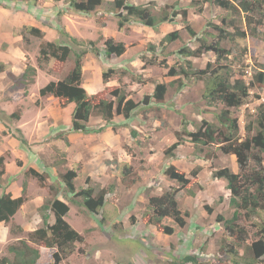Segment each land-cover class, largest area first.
<instances>
[{"label": "rangeland", "instance_id": "374dc122", "mask_svg": "<svg viewBox=\"0 0 264 264\" xmlns=\"http://www.w3.org/2000/svg\"><path fill=\"white\" fill-rule=\"evenodd\" d=\"M18 1L0 0V6L12 8ZM137 1L139 4L152 1L156 10L172 6L179 14L173 22L162 23L156 28L139 21L120 27L110 1L106 0L92 12L82 11L84 15L78 28L85 36L78 39L86 44L73 42L62 33L66 29L54 23V32L47 38L66 42L73 51L67 61L51 59L43 67L38 65L37 56L41 44L47 41L46 36L40 38L29 34L25 27L12 34L6 32L11 28L10 21L0 7V156L4 157L6 170L0 195L4 191L22 195L24 183L27 185L26 205L10 222H0V258L8 254L9 244L27 238L30 231L42 226L40 206L55 196L68 203L70 209L66 219L84 237L83 242L76 244V251L59 264H172L186 254H197L199 264H232L233 260H243L246 251L255 252L247 250V246L264 242V209L250 218L241 211L239 223L248 232L246 245H239L227 233L224 221L218 220L220 215L231 218L236 207L230 202L227 181L215 177L214 171L228 166L239 172L236 155L224 153L220 149L223 142L195 143L188 134L197 131L205 121L213 123L218 131L226 132L227 127L219 120L224 109H229L231 118L238 119L241 140L247 136L246 125L249 122L255 125L259 108L264 103V82L255 78L259 72L264 73V0H247L252 4L249 11L236 1L229 9L206 0ZM167 10L171 12L173 8ZM184 10H187V17L183 16ZM3 25L7 27L5 31ZM188 26L198 37L189 33ZM219 28L226 33L222 40ZM175 30H179V37L161 45L164 36ZM18 32H25L29 40L18 41ZM108 37L123 41L126 51L129 47L128 53L106 57L104 42ZM201 37L207 45L220 38L224 51L218 56L214 50L201 47ZM89 40L95 42L98 54L87 43ZM151 44L155 49H150ZM185 47H201L203 51L198 56L186 57L180 52ZM81 49H87L83 59V86L90 94L112 98L111 91L124 85L139 106L129 118L115 115L113 124L105 122L97 113L92 114L88 127L94 131L82 132L90 141L85 145L81 138L74 136L70 152H65L64 140L66 130L72 126L74 104L62 107L58 98L41 95L40 88L51 80L63 78L73 65L75 52ZM132 51L136 53L132 55ZM188 59L192 60L193 69H204L210 64L212 75L216 72L231 80L242 77L249 86V95L243 104L236 107H227L223 103L209 105L203 97V77L167 74L171 66L186 67ZM27 64L37 68L34 82L28 88L21 77ZM111 68L114 73L106 83L102 74ZM158 82L169 83L165 101L158 103L152 97L149 104H144L143 98L153 96ZM181 82L184 86L179 90ZM18 110H21L19 119L11 116ZM44 116L49 124L42 122ZM21 124L28 137L19 127ZM108 125L112 128H107ZM19 128L28 140L25 146L19 140ZM254 133L255 130L251 132ZM101 134L105 138L101 141L108 142L111 152L102 148ZM29 138H36L35 143L31 144ZM177 141L180 143L172 151L175 156L167 155L166 150ZM169 164L187 173L190 183L186 187L166 175ZM31 168L42 173L45 180L41 182L30 172ZM125 168H130L129 173ZM68 169L78 170L77 191L87 185L95 189V194L102 188H109L106 202L98 213L90 212L83 205L82 196L68 192L60 177ZM193 171H197L196 176L192 175ZM88 176L90 181L86 184ZM177 188L186 225L179 226L173 218L166 217L161 226L174 227V232L168 234L161 230L163 227L146 223L143 217L153 215L149 204L151 196ZM13 224L20 225L23 231L12 232ZM224 244H233L239 254L226 253L222 249ZM34 246L41 252L38 264H55L53 253L56 248L43 244ZM260 263L264 264V257Z\"/></svg>", "mask_w": 264, "mask_h": 264}, {"label": "trees", "instance_id": "16d2710c", "mask_svg": "<svg viewBox=\"0 0 264 264\" xmlns=\"http://www.w3.org/2000/svg\"><path fill=\"white\" fill-rule=\"evenodd\" d=\"M210 3L217 4L222 8L233 7V1L238 2L242 7L249 11L252 4L247 0H206ZM106 0H72L71 4L79 11L92 12L99 6L104 5ZM112 11L114 15L118 17V23L120 27L128 24L132 21H139L146 26L153 28L166 22H173L175 17L179 14L172 6H164L160 10H156L153 6V2L150 1L145 4H135L128 0H111ZM167 8H173L170 12ZM183 16L187 17V10L183 11ZM218 28V27H217ZM220 29L219 37L224 38L226 36L225 30ZM25 32L35 35L37 37H43L44 32L36 26H27L24 28ZM188 31L191 35L198 37L197 32L188 26ZM23 33L24 38L29 40L26 33ZM66 33L70 39L78 44H84L85 41H80L78 38ZM179 37V30H175L167 33L161 40V45L167 41H173ZM203 41L202 46H205L207 50H214L218 56L224 51L221 45V40H216L213 43L206 44L205 38L201 37L199 40ZM92 45V50L99 53V49L95 46L93 40L87 41ZM86 44V43H85ZM105 56L113 57L120 56L126 51V44L123 41H116L113 37L105 39ZM94 47V48H93ZM191 49L182 48L180 52L186 57L198 56L203 50L202 48ZM150 49H155L153 44L150 45ZM73 48L70 44H63L55 41H45L41 44L39 54L37 56V63L40 67H43L45 63L51 59H57L60 61H67ZM87 49H81L75 52L74 62L65 76L58 80H51L46 85L40 88L41 95H52L58 98L62 107H66L70 104H74L72 112V129L76 132L89 133L94 131L88 127V122L92 114L97 113L108 124H113V118L115 115H122L125 118L131 117L133 111L139 106V102L131 97L127 91V88L122 85L111 91L112 98L99 97L97 94H90L83 86V59ZM208 66L204 69H193L192 60L188 59L186 67H180V69L171 66L167 74L170 76H194L203 77L205 80V91L203 97L207 100L209 105L217 103H223L227 107H236L243 104L246 97L249 95V86L242 77H235L231 80L229 77H225L221 74L212 75V70L209 71ZM4 66L2 64L1 69ZM192 68V69H189ZM192 71V72H189ZM114 73V69L111 68L104 71L102 78L104 82L110 81ZM208 73V74H207ZM37 74V68L31 64H27L21 77L26 88L34 82V76ZM207 75V77H204ZM256 80L260 83L264 82V73L259 72L255 76ZM181 79V78H178ZM174 83V82H173ZM170 84H172L170 82ZM167 82H158L155 85L153 96L146 95L143 98L144 104H149L152 97L158 103H163L168 92ZM184 84L181 82L178 89L181 90ZM11 116L19 119L21 117V110L15 111ZM219 120L227 127L226 132L218 131L213 123L203 122V125L198 128L197 131L188 132L192 137V141L195 143L210 144L217 141L223 142L220 149L224 153H232L236 155V159L240 168L239 172H235L228 166L219 168L214 171V175L217 178H224L227 181V187L231 191L230 202L236 207L231 218H224L218 216V220L224 221V227L227 233L234 237L239 245H246L248 241V232L244 226L239 223L241 217V211H244L243 215L247 218L258 214L260 209H264V103L259 108V113L255 125L249 122L245 129L247 136L241 140L239 137V124L237 118H231V112L229 109H224ZM255 130L254 134L251 132ZM20 136L19 140L22 145H27L28 140L24 136L22 130L18 129ZM135 136V132H133ZM66 142L68 140L66 139ZM179 141L173 143L167 150L166 154L174 157L172 154L173 149L179 145ZM130 168H125V172L129 173ZM4 157L0 156V186L5 174ZM30 172L39 178L41 182L45 180L42 173L38 172L34 168L30 169ZM166 175L174 181H177L181 187H186L190 183V178L187 173L174 164H169L165 169ZM197 171H193L192 175L196 176ZM78 176L76 169H68L66 172L60 174V177L69 193L83 197V205L92 213H98L106 202V195L109 192V188H102L97 194L95 189L91 186L81 188L79 191L75 187V179ZM90 181V177L86 178V184ZM26 183L23 185L22 195L14 197L12 192L4 191L0 195V222H10L14 215L18 212L20 207L26 202L25 196ZM177 189L167 190L159 195H153L149 198V204L153 208V215L143 217L146 223H152L153 225L161 228L165 233L172 234L174 227L169 225L161 226L164 218L171 217L179 226L186 225L185 215L179 207V201L177 198ZM69 205L67 202L59 197H53L48 199L40 206L42 226L28 233L27 238H19L18 241L8 245V254L0 258V264H38L41 257V252L34 244H43L48 248H56L53 253V260L55 264H59L62 260L67 259L76 250V244L84 241L83 235L76 230L66 219V215L69 212ZM209 209V208H208ZM212 210V209H209ZM12 232L23 231L20 225H12ZM222 249L227 253L234 255L239 254L238 250L233 244H224ZM247 250H253L255 252L247 253L243 257V260H233L232 264H261L264 257V242L258 241L253 246H247ZM200 259L197 254H186L181 260H176L172 264H199ZM117 264H125L119 262Z\"/></svg>", "mask_w": 264, "mask_h": 264}, {"label": "crops", "instance_id": "0c3cea01", "mask_svg": "<svg viewBox=\"0 0 264 264\" xmlns=\"http://www.w3.org/2000/svg\"><path fill=\"white\" fill-rule=\"evenodd\" d=\"M107 1H111V0H107ZM31 2H33V4ZM132 2L135 4H139V2L137 0H132ZM0 7L2 8L1 11H2L3 15L6 17V19H8L10 21V22H8V23H10L9 26H11V28L10 27L7 28L6 26H4L6 24H4L3 30L5 31L7 28L8 30H6V32L9 31V32H11V34L14 30L20 31L22 29V27L36 26V27H39L44 32V35L46 36L47 41H53V40L55 41L54 38H52V39L47 38L52 32H54V23H55V24H58L59 27L61 24V26L64 27L66 29V32H68L71 36H74L76 38H84V36H85L84 34L82 35L80 33V28H78V27H81L80 24H78V23H79V21H82L84 14H82V11H77L74 9L73 5L71 4V0H19L17 2V4L12 8H8L5 6H3V7L0 6ZM55 34L57 37L56 32H55ZM58 37H60V36H58ZM16 38L18 41L22 42L24 39L23 33L18 32ZM60 43H62V42H60ZM63 44H68V43L64 42ZM138 48L140 50V49H142V46L140 47V44H139ZM128 51H129V47H128L127 51H125V53H128ZM134 51H135V49H134ZM134 51L131 52L132 55L136 53ZM83 72H85V65L83 67ZM108 83H109V81H108ZM25 115L26 114L24 113L23 117H25ZM23 117L21 118V120L23 119ZM113 121H115L114 118H113ZM42 122H44V123L46 122V124H49L48 123L49 120H47V118L45 116L43 117ZM105 122H107V121L105 120ZM22 124L19 125V127L24 131L25 129H24ZM107 128L111 129L112 126L110 127V125H108ZM109 129L107 131H109ZM25 131H24V133L28 137V134H26ZM73 131L74 130L72 129V126H71V128H68L66 130V132H67V134H66L67 138L66 139L68 140L69 143H67L66 140L62 139L65 141V148H64L65 152L66 151L70 152L69 148L72 147V144L74 143V141H75L74 139L76 137L81 138L85 145H87L88 141H90L88 139L87 134H82V132L72 133ZM74 136H76V137L74 138ZM102 137L103 136L101 134L100 143H102V148L106 152H111V151H109L111 146L108 144L107 141H106V144L104 142H102L101 140H105V138H102ZM34 140H36V138H33V139L29 138V141L31 144L35 143ZM83 152H84V150H83ZM89 166L93 167V164H91V165L89 164ZM100 166H102V164ZM87 172L88 171H86V173ZM20 195L21 194L19 192L18 193L13 192L14 197H18ZM25 205L26 204L24 203L20 207V209L14 215V217L18 215L19 211Z\"/></svg>", "mask_w": 264, "mask_h": 264}]
</instances>
